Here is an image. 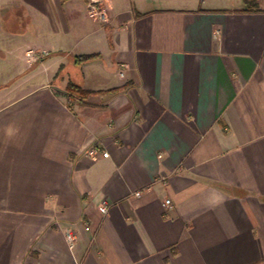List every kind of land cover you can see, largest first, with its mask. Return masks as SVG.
I'll list each match as a JSON object with an SVG mask.
<instances>
[{"label":"crops","instance_id":"obj_1","mask_svg":"<svg viewBox=\"0 0 264 264\" xmlns=\"http://www.w3.org/2000/svg\"><path fill=\"white\" fill-rule=\"evenodd\" d=\"M92 2L0 0V264H264V0Z\"/></svg>","mask_w":264,"mask_h":264},{"label":"built area","instance_id":"obj_2","mask_svg":"<svg viewBox=\"0 0 264 264\" xmlns=\"http://www.w3.org/2000/svg\"><path fill=\"white\" fill-rule=\"evenodd\" d=\"M100 0H93V2L90 4L89 6V13H90V16L92 18H95V19H99L101 21H107V13L106 11L104 12L103 8L101 5H100ZM30 56V54H29ZM123 75V74H122ZM109 154L108 153H105L104 154V157H108ZM138 196L141 195V193H137ZM165 208L168 210V209H172L173 208V202L172 200L168 199L166 202H165ZM101 211L102 213L104 214H107L109 209L108 207H103L101 208ZM69 237V240L71 242L75 241L76 239V234L75 233H70L68 235Z\"/></svg>","mask_w":264,"mask_h":264},{"label":"trees","instance_id":"obj_3","mask_svg":"<svg viewBox=\"0 0 264 264\" xmlns=\"http://www.w3.org/2000/svg\"><path fill=\"white\" fill-rule=\"evenodd\" d=\"M88 58H91V57H82V58L77 57L76 59H77V62L79 63ZM68 92H69V96L71 99L82 100V101L86 100L89 97V95L93 94V93L86 92L85 90H83L81 86L74 84V83H71L69 85Z\"/></svg>","mask_w":264,"mask_h":264},{"label":"rangeland","instance_id":"obj_4","mask_svg":"<svg viewBox=\"0 0 264 264\" xmlns=\"http://www.w3.org/2000/svg\"><path fill=\"white\" fill-rule=\"evenodd\" d=\"M251 3H248V2H245V5H249ZM102 5V4H101ZM104 7V6H103ZM104 12H105V7L103 8ZM95 19V18H94ZM104 23H107V22H104Z\"/></svg>","mask_w":264,"mask_h":264}]
</instances>
